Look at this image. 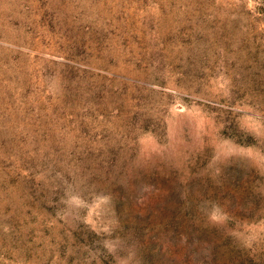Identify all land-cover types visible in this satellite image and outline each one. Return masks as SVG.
I'll use <instances>...</instances> for the list:
<instances>
[{"label":"rangeland","instance_id":"1","mask_svg":"<svg viewBox=\"0 0 264 264\" xmlns=\"http://www.w3.org/2000/svg\"><path fill=\"white\" fill-rule=\"evenodd\" d=\"M0 264H264V0H0Z\"/></svg>","mask_w":264,"mask_h":264}]
</instances>
